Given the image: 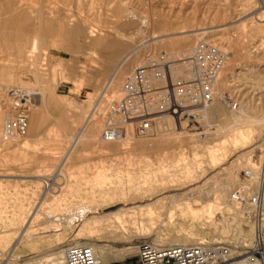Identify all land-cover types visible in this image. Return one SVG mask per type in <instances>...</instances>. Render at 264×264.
Masks as SVG:
<instances>
[{"label":"rangeland","instance_id":"374dc122","mask_svg":"<svg viewBox=\"0 0 264 264\" xmlns=\"http://www.w3.org/2000/svg\"><path fill=\"white\" fill-rule=\"evenodd\" d=\"M0 2V25L2 22L4 24L0 27L3 34L0 35V65L11 63L13 65L11 68L0 70V109L8 114L2 116L1 129L6 118H13L19 113L27 114L28 118L25 134L10 138L8 141L11 144L7 142L4 147L0 146V264H39V261L41 264H51L49 258L59 252L64 253L65 247L71 243H93L105 248L107 245L113 246L106 264H137L135 247L137 241L147 238L154 242L156 232L161 231L166 237L176 229L181 233L192 231L195 237L206 235L202 239L206 243H223L230 246L235 253L225 262L227 264H234L251 255L250 252L245 253L251 250L249 247L252 244V240L246 238L251 224L246 222L242 223L245 236L225 237L220 232L206 234L208 229L198 221H195L191 228L187 222L184 229L181 224H175V228L170 229L155 220L156 222H152L154 225L152 223L143 227L136 225L140 233L144 231L145 235L135 234L139 233V230H135L128 240H125L111 239L109 235L99 232L92 233L93 237L76 236L78 229L71 227H75L76 224L70 226L62 223L58 226L61 230L56 231L57 223L52 221V216L47 215L63 214L66 208L74 209V204L87 202L88 199L82 198L83 189L101 184L105 187L137 183L141 187L169 186L164 192L173 194L202 185L205 178L217 172L223 173L220 174V179L225 178V172L221 171L227 166L226 154L220 157L221 162L215 169H209L203 163L204 178L184 186H173L181 183L185 176L180 157L196 154L205 162L206 159L202 155L207 154L210 147L220 145L221 139L225 138L231 112L238 109L243 100L246 98L248 100L250 93L256 94L259 91L260 97L264 94V88L254 90L255 87L252 86L254 74L247 71L248 66H253L264 78V59L261 60L264 52L257 55L260 51L259 43L262 42L264 50V38L261 39L263 41H259L260 37L264 36V31L258 30L260 23H264V15L258 16L260 11L264 12V8L259 7L261 2L259 4L257 0H0ZM7 8H10L9 12ZM127 8L134 16L126 12ZM32 11L36 13L33 14ZM21 12H24L31 22L38 13L41 20L43 18L41 21L44 23L43 26L48 29L42 31L46 38L34 51L30 48L34 31L24 30L22 24L10 20L12 16ZM49 14L60 21L64 20L63 25L67 26L61 27L58 20L48 19ZM73 16L82 22L78 29L70 25L69 19ZM137 17L149 20L148 25L141 24ZM6 20L10 21V24H5ZM83 23L86 24L84 28ZM50 24L52 27H48ZM8 33L9 36L6 35ZM199 40L210 41L227 54L218 73L220 77L217 76L214 83V90L217 91L214 93L216 96L222 95L221 100L217 102L218 104L211 101L206 111L204 109L205 112H200L202 119L199 124L190 127L183 122L181 127H176L171 120H167L165 125L159 127L161 132L154 126L148 137L137 135L132 126L127 125L125 141L118 143L102 140L100 133L109 105L120 95L126 76L144 56L159 51L172 55L187 53ZM121 61L123 62L120 68L114 74V69ZM11 69L14 70L13 74ZM9 77L13 83H9L8 80L5 82ZM110 77L115 78L112 83L111 80L108 81ZM9 86L41 91L44 93V101L40 99L38 102L25 101L19 95L11 96ZM87 101L89 107L98 106L90 123L82 129L83 115L77 105H84ZM233 102L238 104L236 108L232 107ZM215 106L221 109L219 117L214 116ZM32 119L35 127L28 133ZM27 135L29 138L24 139ZM77 136L79 140L74 144L73 140ZM257 140L256 146L253 145L249 149L253 151L250 158L260 171L261 180L264 179V136ZM207 141L209 143L205 146L196 144ZM215 153L219 155L222 151L217 150ZM246 169L249 170L241 164L236 170L240 181L244 180L243 173ZM170 178L176 180L171 182ZM234 189L239 188L234 186L230 191ZM213 198L215 197H209L205 204L209 202L214 204L217 200ZM187 201H191L190 204L194 208L201 206L198 204L201 202L197 200ZM185 205L186 202L183 201L181 207L185 208ZM182 209L177 210L178 219ZM102 211L106 210L99 209L97 212ZM212 219L227 227L232 221L225 212L216 210ZM25 227L28 232L23 231ZM241 239L250 242V245L242 247ZM30 244L33 245L32 248L27 247ZM122 248L129 252L128 255L122 260L115 259Z\"/></svg>","mask_w":264,"mask_h":264},{"label":"bare ground","instance_id":"6f19581e","mask_svg":"<svg viewBox=\"0 0 264 264\" xmlns=\"http://www.w3.org/2000/svg\"><path fill=\"white\" fill-rule=\"evenodd\" d=\"M257 1H258V4H259V2H261L259 7L261 9L264 8V0H260V1L257 0ZM77 3H79V2H77ZM245 4H246V2H245ZM36 7H38V6H36ZM3 9H5V7H3ZM9 9L7 8L8 12L10 11ZM25 10H26V8H25ZM36 11H37V9H36ZM11 12H12V10H11ZM126 12L131 13L134 16V14L132 12H130L128 10V8L126 9ZM23 13L24 12H21V14H16V15L12 16L10 20L19 22L20 25L22 24V29H24V30H33L34 31V33L32 34L33 36H32L31 46H30V48L34 51L40 45V42L46 38L45 34H42V31L44 29H47V28H45V26H43L44 23L42 24V22H41L43 20V18L41 20V16L38 14L39 12L37 13V15H35L33 22H31L30 19L27 17V15H25ZM35 13L33 12V14H35ZM72 15H74V14H72ZM263 15H264V12L262 10V11H260V14H258V16L262 17ZM57 16H58V14H57ZM7 17H8V15H7ZM1 18H3V17H1ZM8 18H10V17H8ZM48 19L58 20V18L56 19V18L52 17L51 14H49ZM48 19H46V20H48ZM255 19H257V18H255ZM69 20H70V25L74 29H78L82 26L81 25L82 22H80V19H78L74 16ZM138 20L140 21L141 24L148 25L149 20H147L145 18H140V17L138 18ZM58 21H59L58 24H60V26L63 27L64 26L63 25L64 20H61V21L58 20ZM66 21L69 22L67 19H66ZM4 23L10 24V21L6 20ZM1 25H4L3 22ZM1 25H0V27H1ZM50 25L48 27H52V25L51 26ZM84 25H86V24L83 23L82 28L85 27ZM66 26H64V27H66ZM54 27H55V25H54ZM6 28H8V27H6ZM9 28H10V26H9ZM258 30L264 31V23H260ZM9 33H10V31H9ZM9 33L6 35L9 36ZM28 33H29V31H28ZM0 35L3 36V34H1V32H0ZM29 36H31V35H29ZM262 38H264V36L260 37V39H259L260 42L263 41V40H261ZM227 39H230V38H227ZM228 41H231V40H228ZM263 43H264V41H263ZM261 44H262V42H261ZM261 44L259 43L260 48H258V49L260 51L258 52L257 55H259L261 52H264ZM245 51H247V50H245ZM263 59H264V57H262L261 60H263ZM122 60H124V59H122ZM3 61H1V62L4 63ZM122 62L123 61L118 63V65L114 69V74L118 71ZM7 63H8V61H7ZM9 63H11V62H9ZM10 66H13L12 63L10 65L9 64L8 65L7 64H1L0 70L3 71V69L11 68ZM13 69H14V67H13ZM5 71H7V70H5ZM10 71L12 72L14 70L11 69ZM247 71L254 74V80H252V81H254L253 85H252L253 87H255L254 90H258V89L263 90L264 78L261 75H259V73H257L258 71H256V69H254L253 66L252 67L248 66ZM13 73L14 72H12V74ZM10 74H8V75H10ZM223 75H225V74H223ZM218 77H220V75ZM239 79L242 80L241 77ZM7 80L9 81V83H13V80L15 82L14 77H13V80L11 77H9V79H5V82ZM243 80H245V78ZM3 81H4V79H3ZM8 90L10 91L11 96H13V94L19 95L25 101H37L38 102L39 99L44 101V93L41 91L40 92L32 91L29 88H22V89L17 88L16 89V88H12V86H9ZM215 92H217V91H215ZM258 93H259V91H257L256 94L250 93L249 94L250 98L248 100H246L247 99L246 98L245 101L243 100V102L241 101L242 103H241L240 107L231 112L230 118L228 120V121H230V125L226 126V130H227L226 132L227 133H226L225 138L221 139L222 141H221L220 145H217L215 147H210L209 152L207 154L202 155L206 159L205 162L202 160V157H200L196 154H194L192 156H188V157L187 156L180 157L181 165L184 168L183 174H185V176L183 177V180L181 183H177L173 186H176V187L184 186L186 184H190V183L196 181L197 179L204 178V170H203L204 164L203 163H205L209 169H215V167L219 164V162H221L220 157L224 154H226L228 156L227 166L224 169H222V171L221 170H219V171L225 172V175H224L225 178L220 179V174H223V173L217 172V173H214V175L212 174L211 177L205 178L202 185L195 186V187L194 186L189 187V189L187 191L185 190L183 192H177V193H173V194H168V193L164 192V190L167 189V187L169 188V186L141 187L139 185V183H137L136 185H128V186L116 185V186H109V187H107L108 185L105 187V186H102V184H101L99 186L85 188V189H83L84 193L82 194V198H84V200L88 199L87 202L82 201L81 203H76V204H74L75 205L74 209H69V207H68L64 210V213L62 212L63 214L60 213L58 215H52V214L50 215L49 214L50 211L48 212L49 215H47V216H49V217L52 216L53 217L52 221H54L55 224L57 223L56 231L61 230L58 226H60L62 223H66V225L68 224L70 226L76 224L75 227L71 226L73 228L78 229L76 234H75L76 236L86 235L88 237L89 236L93 237L92 233L99 232V233H105V235L106 234L109 235V237H111V239H113V238L117 239L118 238V239H125L126 240L127 238H129L132 235L133 231L139 230V229H137L136 225H140L141 227H143L144 225L149 224V226H150V223H152L156 220V221L161 222L160 224L163 223L164 225L168 226V228H170V229L175 228L174 227L175 224H181L182 225L181 227L184 229L185 223L188 222V224L191 228L193 223L195 221H198L201 223V225L202 224L205 225L206 228L208 229L206 234H208L210 232H220L225 237H229V236L242 237V236H245V231H244V228L242 226V223L246 222L248 224H251V228L249 230V233L246 235V238H248V240H250V241L252 240V244H253V237H254L253 223H251V221H249L246 218L244 209L241 206L234 203L233 201H231V199H230L231 191L230 190L235 186V187H238L240 190H243L247 195H253V194L258 193L262 198L263 209H264V179L261 178V180H260V171H258V168L255 167V165L252 163L251 158H250L252 156V155L250 156L252 150L249 149L250 147H252L253 145H255L258 142L257 139L264 136V133H263V129H264V94L263 95L261 94V97H260L258 95ZM221 96L222 95L216 96V94L214 93V97H213L212 101L215 104H218L221 100ZM256 96H258V97H256ZM217 98H218V100H217ZM255 100L256 101L260 100V102L254 103ZM35 104H37V103H35ZM204 109L206 111V108H204ZM204 109H202L200 112H203ZM214 111H215V115H214L215 117H219L221 115V109L219 108V106H215ZM4 115L8 116L7 113L5 114V112L2 109H0V146L6 145L7 142H8V144H11V142H9L8 140L14 136H22V134H17L14 132L13 133L11 132L9 135H6L5 124L7 121H10L12 118H10V117L6 118L3 121V124H2L3 127L1 129V119L3 118L2 116H4ZM25 116L27 118V114H25ZM207 117H208V115H207ZM34 118H36V117H34ZM167 120H169V119L157 120L155 122V124L153 125V127L156 126L157 131L161 132L159 130V127L161 125H165V121H167ZM88 123H85L84 126L82 127V129H84L88 125ZM29 124L30 125H29V129H28V133L32 132L33 127H35L34 126V124H35L34 120L32 119ZM27 127H28V118H27L26 129H27ZM152 131H153V128H152L151 132ZM25 132H26V130H25ZM25 132L23 134H25ZM148 136L149 135L147 134L144 137H148ZM28 138H29V135H27V137H25L24 139H28ZM126 139H127V136H126ZM78 140H79V136H77L73 140V143L76 144ZM125 140H114V141H107V142H118V143H120V142L125 141ZM208 143L209 142L207 141V142H202V143L199 142L196 144H200V145L205 146ZM73 145H72V147H73ZM260 145H262V143ZM217 150H221L222 153L218 155L217 153H215ZM241 164L245 167H248L249 170L246 169L245 171L250 173V177L245 178L243 181H240L237 178V175L235 173ZM169 180L171 182H173L176 179L170 178ZM121 181H123V180L121 179ZM154 189L155 190L157 189V191H153ZM212 196H214L215 198H213V199H215L217 201L216 202L214 201V204L213 203L210 204V202H209V204H207V203L205 204V202L209 199V197H212ZM189 199H191L192 201L197 200V201L201 202V203H198L196 201L198 204H201V206L199 208L192 207L190 204L191 201L190 202L187 201ZM183 201L186 202L185 208L181 207V204H183ZM210 201L213 202V200H210ZM109 208H111V209H109ZM112 208H114V209H112ZM180 208H183V209L181 210V213H180V219H178L176 217V215L178 214L177 210L178 209L180 210ZM99 209H104L106 211H102V212L98 213L97 211ZM215 210L217 212L223 211L231 217L232 221H231L229 227L225 226L222 223H218L217 221L212 219L213 214H215ZM95 212H97V214H95ZM56 213H58V212H56ZM163 215H166L168 217L162 218L161 216H163ZM203 216H205V217H203ZM48 222H49V220H48ZM55 224H54V226H55ZM156 224L157 223H155V225ZM152 225H154V224L152 223ZM158 226H159V223H158ZM186 226H187V224H186ZM25 230H26V227L24 228L23 231H25ZM147 230H149V229H147ZM176 230H175V232L170 233L166 237H164L162 235L161 231L156 232L155 238H154V243H156V244H168V245L188 244V243H193V244L204 243L203 242L204 240H202V239H204V237H206V235L202 236V237H199V236L195 237V235L192 231L189 233H181V232H179V230L178 231H176ZM187 231H188V229H187ZM61 232H59V233H61ZM31 234L33 235V233H31ZM135 234L142 236V235H145L146 233L144 231L140 233V230H139V233L136 232ZM32 235H30V236H32ZM73 238H74V236H73ZM240 241H241L240 245H242V247H247L250 245V242H247L244 239H241ZM252 244L249 247L251 250L246 251L245 253H248V252L252 253ZM71 245H86V246L90 247L101 264H103L104 262H105L104 264L107 263L109 251H111L114 248L113 246H109V245H107L106 248L103 246L98 247L97 245H95L93 243H86V244H82V243L72 244L71 243ZM27 247L32 248L33 245L30 244V245H27ZM228 247H229L228 257L224 261H221L222 263L227 262L228 259L232 258L233 254L235 253L234 250H232L230 246H228ZM64 252H65V249H64ZM128 253L129 252L126 249L122 248V250H119L118 254L115 256V259L122 260L124 257H126V255H128ZM47 255H49V254H47ZM251 256L252 255H249L246 258H244V259H242V260H240L234 264H252L255 261H252L253 259L251 258ZM49 260L51 261V264H65L64 263V253L59 252L58 254L50 257ZM39 264H41L40 261H39ZM225 264H227V263H225Z\"/></svg>","mask_w":264,"mask_h":264},{"label":"built area","instance_id":"2783aa9c","mask_svg":"<svg viewBox=\"0 0 264 264\" xmlns=\"http://www.w3.org/2000/svg\"><path fill=\"white\" fill-rule=\"evenodd\" d=\"M227 54L210 41L199 40L194 48L179 55L164 51L147 54L126 76L120 95L108 108L100 137L105 141L125 140L126 126L140 136L149 134L157 120L169 119L177 127H194L202 119L200 111L214 97V83ZM238 104L232 103L236 108ZM24 113L7 121L6 135L23 134ZM244 179L250 173L244 171ZM230 199L244 209L253 223L252 264H264V209L261 196L234 189ZM137 264H217L228 257L223 243L156 244L147 238L135 244ZM65 264H101L90 247L68 245Z\"/></svg>","mask_w":264,"mask_h":264},{"label":"crops","instance_id":"0c3cea01","mask_svg":"<svg viewBox=\"0 0 264 264\" xmlns=\"http://www.w3.org/2000/svg\"><path fill=\"white\" fill-rule=\"evenodd\" d=\"M109 80H111V83H112L115 80V78L114 77H112V78L110 77L108 79V81ZM111 83H110V85H111ZM68 101H70V100H68ZM99 101H100V98H98L97 104L99 103ZM77 106H78L79 109H81V113L83 115V120H84V122L82 124V127H83L85 123H88V122L90 123V120L93 117L97 106L96 107H94V106L93 107H89L90 106L89 101H87L84 105H77Z\"/></svg>","mask_w":264,"mask_h":264}]
</instances>
